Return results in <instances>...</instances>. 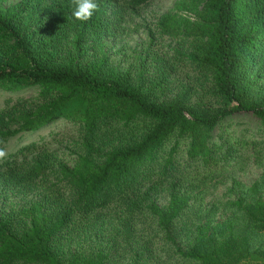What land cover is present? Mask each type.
Returning a JSON list of instances; mask_svg holds the SVG:
<instances>
[{
  "label": "trees",
  "instance_id": "obj_1",
  "mask_svg": "<svg viewBox=\"0 0 264 264\" xmlns=\"http://www.w3.org/2000/svg\"><path fill=\"white\" fill-rule=\"evenodd\" d=\"M150 1L96 0L87 22L72 15L76 0L0 6V90L40 91L33 105L9 100L0 110L1 141L62 120L79 124L82 134L75 165H58L60 183L45 189L57 165L48 148L33 144L0 157L3 192L42 196L0 219V264H161L162 251L164 264H264V175L231 205L240 223L195 215L188 224L198 165L234 156L211 145L216 128L241 113L264 122V0H203L200 40L184 56L199 73L193 82L203 83L171 100L158 93L171 89L167 68L144 84L105 53L113 6L139 9ZM180 5L186 9L187 0L177 11ZM178 19L177 12L163 16L162 34H173ZM199 94L206 101H195ZM138 124L131 138L118 137L121 126ZM180 141L188 146L179 160Z\"/></svg>",
  "mask_w": 264,
  "mask_h": 264
},
{
  "label": "rangeland",
  "instance_id": "obj_2",
  "mask_svg": "<svg viewBox=\"0 0 264 264\" xmlns=\"http://www.w3.org/2000/svg\"><path fill=\"white\" fill-rule=\"evenodd\" d=\"M23 0H9L0 6L10 8L20 4ZM182 0H152L139 9L129 8L124 4L113 6L109 12L114 37L105 40V53L111 63L121 71H132L137 81L142 77L144 84L151 80H160L161 70L167 68L170 75L171 89L165 93L158 90L163 99L174 98L186 85L196 86L203 82H193L199 78V73L189 65L185 54L193 49L200 40L199 14L204 7L203 0H187L186 9L176 10ZM178 13L177 29L171 35H164L159 27L160 19L171 13ZM92 57L94 54L91 55ZM264 91V81L262 82ZM39 89L33 88L21 93H6L0 90V110L5 109L7 102L12 104L19 101L33 105L39 97ZM264 94V92H263ZM165 97V98H164ZM20 99V100H19ZM195 101H206L201 94L194 97ZM81 126L77 123L62 120L48 126L37 133H24L7 141H1L0 148L5 152L4 157L16 154L29 145L45 146L55 155L57 165L48 172V185L58 184L61 181L58 165L66 164L73 167L78 159L80 144L82 143ZM142 124L133 128L121 126L119 138L128 139L140 130ZM212 146L218 154L234 149V156L230 162H220L215 167L198 165L196 172L191 176L197 184L193 193L192 210L184 223L189 226L195 215L209 216L211 220L222 223L228 220L241 222L237 208L231 205L237 202L245 190L261 180L264 175V122L250 113H241L230 117L216 128L212 134ZM103 139H108L104 137ZM178 139L170 140L165 148L166 158L170 150L177 144ZM187 142L180 141L179 160L186 158ZM183 157V158H182ZM28 162L33 155L28 157ZM191 178V179H192ZM65 185V184H63ZM264 198V192L260 195ZM39 192L26 195L18 191L3 192L0 188V219H4L17 210L29 209L33 203L41 201ZM165 201L162 205H165ZM180 223V227H182ZM193 228V227H192ZM185 232L180 234L179 242L186 241ZM184 238V239H183ZM187 242V241H186ZM185 242V243H186ZM259 241L255 242L258 245ZM167 251L175 253L171 245ZM162 251V249L160 250ZM164 251L158 257L161 264L168 258ZM116 264H129L118 259ZM170 264H178L172 262Z\"/></svg>",
  "mask_w": 264,
  "mask_h": 264
},
{
  "label": "clouds",
  "instance_id": "obj_3",
  "mask_svg": "<svg viewBox=\"0 0 264 264\" xmlns=\"http://www.w3.org/2000/svg\"><path fill=\"white\" fill-rule=\"evenodd\" d=\"M97 9L96 0H76V5L72 15L81 22H87L91 19ZM5 152L0 149V157H3Z\"/></svg>",
  "mask_w": 264,
  "mask_h": 264
}]
</instances>
